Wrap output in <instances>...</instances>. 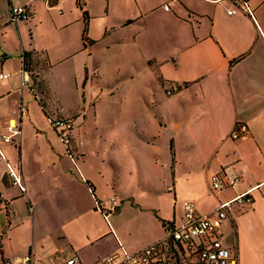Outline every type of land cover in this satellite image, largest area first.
Returning a JSON list of instances; mask_svg holds the SVG:
<instances>
[{
    "label": "crops",
    "instance_id": "crops-1",
    "mask_svg": "<svg viewBox=\"0 0 264 264\" xmlns=\"http://www.w3.org/2000/svg\"><path fill=\"white\" fill-rule=\"evenodd\" d=\"M95 1L0 0L2 18L10 4L30 10L25 23L0 28V35L15 36L17 44L16 59L5 62L8 50L1 57L0 70L10 76L1 80L0 94H19L17 100L26 105L24 119L25 112L18 120L11 116L15 108L6 112V123L0 119V130L11 121L20 125L16 168L25 187L19 194L0 191L5 206L0 208V264H66L74 254L83 264H102L119 243L134 251L163 236L165 223L182 220L188 199L196 212L229 200L221 223L224 240L234 247L238 264H264V0H250L255 20L238 10L228 14V0H97L100 9ZM116 1L132 10L114 12ZM45 12L48 24L40 18ZM100 16L105 18L94 20ZM37 19L44 24L40 35L52 41L33 39ZM25 29L29 40L23 43ZM113 32L119 51L123 40L127 57L132 48L134 64L123 85L113 83L104 91L97 80L94 90L93 71H101L97 56L108 60L103 55L111 48L95 45ZM49 43L59 44L62 59L73 58L80 102L71 113L62 111L59 91L45 77L55 58ZM24 50L32 52L37 74V81L30 76L26 84L45 103L40 116H72L71 155L25 98ZM170 84L178 88L168 94ZM117 99L116 116L101 101ZM99 113L100 120L121 121L106 125L98 122ZM91 120L94 126H87ZM237 120L247 131L232 138ZM31 136L38 142L34 157L25 143ZM220 168L238 172V183L212 190L209 176ZM241 193L244 197L236 199ZM113 194L118 206L105 215L97 202Z\"/></svg>",
    "mask_w": 264,
    "mask_h": 264
},
{
    "label": "built area",
    "instance_id": "built-area-1",
    "mask_svg": "<svg viewBox=\"0 0 264 264\" xmlns=\"http://www.w3.org/2000/svg\"><path fill=\"white\" fill-rule=\"evenodd\" d=\"M219 1V0H212ZM226 12L231 14L241 11L255 20L253 6L250 0H228ZM168 8V5H165ZM30 10L25 5H9L7 16H0V28L7 23H17L20 19H29ZM264 38V35H263ZM10 76L9 71L0 70V81ZM30 74L23 66L20 70V83L30 81ZM178 88L177 84H170L166 88V93L170 94ZM26 111V105L20 101L13 113L21 116ZM51 125L56 130L60 140L65 145L68 154H72V129L73 119L65 115H53L48 117ZM247 131V124L242 120H237L230 135L237 138ZM20 125L11 121L7 126V132L1 135V139L10 142L15 136L20 137ZM0 149V159L5 158ZM8 179L13 184H18L21 191H24V183L18 169L9 167L6 172ZM241 175L236 171H228L220 168L209 176V185L212 190H221L238 183ZM244 193L238 194L236 199H242ZM245 200H250L246 196ZM106 202V206L104 203ZM119 199L111 195L104 201H98L97 205L105 215L116 210ZM230 201L219 202L214 208L206 212H196L195 203L188 199L183 203L182 220L176 224L174 222L165 223V234L160 238L142 246L138 250H129L119 243V248L107 254L101 259L102 264H238L235 249L229 245L221 233V223L227 218ZM1 208V207H0ZM31 210V207H29ZM25 260H30V255L25 256ZM66 264H83L80 257L74 254L67 258Z\"/></svg>",
    "mask_w": 264,
    "mask_h": 264
},
{
    "label": "rangeland",
    "instance_id": "rangeland-1",
    "mask_svg": "<svg viewBox=\"0 0 264 264\" xmlns=\"http://www.w3.org/2000/svg\"><path fill=\"white\" fill-rule=\"evenodd\" d=\"M154 2H156L157 0H153ZM169 1V0H168ZM166 2V4H169V2ZM116 3H118L113 9L114 12H121V8L122 9H126L127 8V4H125L124 2L121 1H116ZM95 6H98L99 9L102 7V2L99 4L98 1L96 0L94 2ZM9 9V7H8ZM130 10H132V6L131 9H128L125 11L126 13H128ZM8 12V11H7ZM113 12V14H114ZM50 14H52L53 16H56V12L55 9H51L49 11ZM43 15V14H42ZM41 15V19L42 21H44L46 19L47 24L49 23L48 21V16L47 13L45 12L44 17ZM102 18L105 17H98V19H94L97 21H101ZM113 19V18H111ZM29 19H22L19 20V22H26ZM86 20V21H85ZM87 17H84V21H85V25H87ZM37 23V30L36 31H32V36L33 39H35V41H42L43 43H48L49 40H51L48 35H40L43 31L44 28V24H41L38 19L36 20ZM82 29H85L84 27ZM53 31H55L58 35L60 33H62V31L58 30L57 28H53ZM74 31V29L70 30L69 34L70 35L68 37V39L72 36V32ZM86 31V29H85ZM66 32H68V29H66L65 27V32L64 35L66 36ZM76 32V29H75ZM85 33V32H83ZM43 34V33H42ZM86 35V33L84 34ZM114 32L113 35H106L105 37L99 39V43H96V47L97 48H102V46L105 45H110V50L107 51L106 54H104L103 56L105 57H109L108 60H104L102 59V57L97 56V59L99 60V58H101L100 61V65H101V71L99 69H95L93 71V84H94V90H97L99 88L98 84H96L95 81L98 80V83H102L105 85V90L107 91L110 86L113 83H118L120 82L121 85H123V83L121 82V80L126 76L127 72H128V68H132L133 66V61H132V55H133V50L131 48V56L127 57L126 56V51L123 52L124 50V46H125V42L123 40V46L122 49L119 51L118 50V44L116 43L117 40L116 38L114 39ZM120 37V35H117ZM15 36H13V39L11 38V40H7L6 39V34L4 35H0V61H1V57L4 54L5 50H8V58L6 59L5 62L10 63L12 62L14 59H16V55H17V51H16V47L17 44L14 41L15 40ZM22 38H23V43H26L29 40V34L27 29H25L24 31H22ZM54 38V35H53ZM112 38V39H111ZM53 40V39H52ZM51 40V41H52ZM84 40H85V36H84ZM70 46L74 47L75 43H71L70 41ZM50 46V51H51V56L55 57L54 60L51 61L52 66L51 68L45 73V77L47 78V80L49 79L51 81V84L54 85V88L59 91V101L63 104V109L62 111L65 113H71L74 108L76 107V105L80 102V98H79V93L78 90L76 88V84H75V80H74V76L72 74L73 71V67H72V60L73 58L69 59V58H65L62 59L60 51L59 50V44H51L49 43ZM113 52V54H112ZM59 54V58H56ZM59 59V60H58ZM103 70V72H102ZM63 75V78L62 76ZM126 78V77H125ZM4 80V79H3ZM2 81H0L1 83ZM20 92V90H19ZM24 92H25V98H29L31 100V104L33 105V113L35 114H39L37 116L36 119H39L42 124L46 127L47 132L50 131L51 132V128H48V123H50V120L48 117H46L45 119L42 117V108L41 106L38 104L37 100L35 99L34 94L32 93V91L29 89L28 85H24ZM17 98H19V94L16 95V93H12L10 95H1L0 94V119H2L3 123H6L7 120V115L6 112L9 111L11 112V110L13 108H17L18 106V100ZM18 101V102H16ZM119 100H115L113 102L106 100L105 101H101L102 106L105 107V111H115L116 116L120 113V109H121V104L118 102ZM84 106V105H83ZM86 111V107L83 108V111ZM89 111L91 112V110L89 109ZM97 112V109H96ZM102 112V108L101 111ZM105 114V113H104ZM26 115V112L23 114V119L24 116ZM42 115V116H40ZM56 115V114H51ZM11 116L15 117L16 120H18V115L15 113H11ZM100 116L101 114H98V122L104 123L106 125L111 124L113 121H121L118 119H111V118H104V120H100ZM106 116V115H105ZM45 117V116H44ZM72 117V116H70ZM36 121V120H35ZM39 121V122H40ZM28 125V123H27ZM51 125V123H50ZM87 126H94V123L92 122V120L88 123ZM0 131H5V133L7 132V129H3ZM25 143L29 144V155H32L34 157V155L36 154V148H37V141L36 138L33 136H31V138H29V140H25ZM63 143V142H62ZM0 149L2 151H4V155L6 156L3 159H0V191H6L7 193H20V189L18 187V185L16 184H7L6 181L8 182V176H7V171L9 169V167L12 166V168L17 169L16 165L18 163V157H19V153H18V136H15L10 142H6L3 139L0 138ZM33 159V158H32ZM34 160V159H33ZM38 161V160H37ZM23 162H26V157L23 154ZM40 165V164H39ZM114 196H116L117 199H119V197L116 194H113ZM0 207L1 210H5V206H4V202L2 200H0Z\"/></svg>",
    "mask_w": 264,
    "mask_h": 264
},
{
    "label": "trees",
    "instance_id": "trees-1",
    "mask_svg": "<svg viewBox=\"0 0 264 264\" xmlns=\"http://www.w3.org/2000/svg\"><path fill=\"white\" fill-rule=\"evenodd\" d=\"M34 66H35V62H34V60H33V58H32V52H31V51L24 50V51H23V67H24L26 70H28V72H29L30 76L32 77V79H33L34 81H37V78H36V75H37V74L35 73ZM38 84H39V83H38ZM39 86H41V85H39ZM31 89H33V88H31ZM33 91H34V90H33ZM33 93H34V95H35V98L38 100L40 106L42 107V109L45 110V103H44V101H43L40 97H38V95L35 94V91H34ZM46 116H47V117H50V116H52V115L46 113ZM52 127H53V126H52ZM53 128H54V127H53Z\"/></svg>",
    "mask_w": 264,
    "mask_h": 264
}]
</instances>
